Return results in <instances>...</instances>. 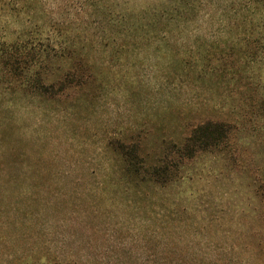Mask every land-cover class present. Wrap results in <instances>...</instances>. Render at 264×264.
Segmentation results:
<instances>
[{"label":"rangeland","instance_id":"rangeland-1","mask_svg":"<svg viewBox=\"0 0 264 264\" xmlns=\"http://www.w3.org/2000/svg\"><path fill=\"white\" fill-rule=\"evenodd\" d=\"M43 2L61 20L84 6ZM40 6L10 0L0 40L38 38ZM195 13L150 39L144 14L127 52L108 25L69 28L67 47L87 57L91 78L57 98L0 85V264H264L253 184L264 175V52L245 54L248 41L264 40V9L209 0ZM207 119L235 126L229 156L190 160L166 187L125 175L113 142L136 141L155 159Z\"/></svg>","mask_w":264,"mask_h":264},{"label":"trees","instance_id":"trees-1","mask_svg":"<svg viewBox=\"0 0 264 264\" xmlns=\"http://www.w3.org/2000/svg\"><path fill=\"white\" fill-rule=\"evenodd\" d=\"M9 1L0 0V15L3 13L10 16L7 8ZM32 1L41 5L39 9L42 11V23L38 27L40 36L34 38L29 32L26 39H20L19 35L15 40H0V85H4L14 93L20 91L30 95L50 96L54 99L67 89L83 87L91 78V66L87 57L67 47L69 38L74 37L69 34V28L83 27L82 31H86L93 27L99 33L103 25H108L112 41L117 40L114 38L116 34L124 36L121 51L127 52L136 48L137 38L143 36L144 27L141 25L147 20L144 14L147 13L151 17L148 23L153 25L154 29L148 34V39L163 37L180 21L186 23L190 18L192 19V15L196 14V2L201 5L209 0H124L125 8L118 2L119 0H83L84 6L80 7L81 10L74 15L65 16L63 20H61V12H56L59 16L53 15L43 0ZM107 1H113V3L108 10H104ZM247 1L254 3L255 8L264 9V0ZM45 12H47V22L43 18ZM66 18L70 20L65 21ZM12 24L14 25L15 21ZM127 24H130V28H126ZM134 29L137 30L136 35L132 32ZM258 40L248 41V50L244 53L249 54L251 58L262 56L264 52V40ZM90 42L92 44L93 39ZM106 43L100 45L105 47ZM115 44L116 42L112 43L113 47ZM256 44L259 49H252L256 47ZM61 60L66 67L60 63ZM47 70H56L51 80L48 78ZM61 70L64 73H60ZM203 72L201 71V77L206 74ZM242 79L241 77V81ZM240 84L242 87L245 85L244 82ZM254 96L249 95L247 99L254 101ZM234 129L235 126L229 122L207 119L194 125L181 142L172 141L168 144L164 155L155 159H149L143 155L141 145L136 141L128 143L117 140L112 143V147L122 159L125 175L129 176L136 186L145 184L166 187L190 160L207 153L229 156V152L233 150ZM249 137L252 139L253 135ZM233 159L236 161V156ZM237 164L238 162H235L233 167H240ZM253 184L256 185L254 196L260 202L259 212L263 218L264 175H261V172L255 175ZM263 257L259 255L258 260H263Z\"/></svg>","mask_w":264,"mask_h":264}]
</instances>
